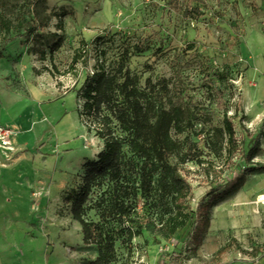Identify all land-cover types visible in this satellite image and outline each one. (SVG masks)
<instances>
[{
	"label": "rangeland",
	"instance_id": "374dc122",
	"mask_svg": "<svg viewBox=\"0 0 264 264\" xmlns=\"http://www.w3.org/2000/svg\"><path fill=\"white\" fill-rule=\"evenodd\" d=\"M179 1L183 6L197 4ZM201 8L204 14L195 19L171 0H0V16L13 23L11 30L0 32V104L29 100V107L17 113L30 122L33 143L45 154L40 167L51 171L50 178L40 176L44 181L31 187L30 213L22 209L16 217L8 205L0 213V264H21L22 255L33 258V264H83L94 255L95 246L83 242L80 223L63 197L82 183L86 163L104 148L94 124L89 126L80 114L83 98L77 96L101 49L117 57L126 45H143L144 51L129 60L142 83L148 77L169 78L171 94L198 104L200 112L211 105L217 125H222L225 108L237 113L233 121L240 150L246 152L251 138L259 137L262 150L252 161L264 163V0H204ZM42 23L37 33H24L26 27ZM84 42L92 48L88 65L79 61L71 66ZM216 69L227 70L229 78H214ZM210 80L224 90V106H216ZM44 109L52 110L51 119L44 118ZM0 124L8 125L14 136L6 120ZM203 125L197 121L192 130L172 131L181 147L171 160L181 164L192 185L194 211L209 200L217 183L227 184L247 164L241 151L228 159L226 142L219 153L213 151ZM188 139L196 145L185 155ZM124 149L132 155L129 145ZM4 152L2 157L10 160ZM261 195L264 171L249 174L238 191L211 207V226L200 245L194 241V223L169 238L144 230L134 238L130 264H170L173 252L181 264H263ZM89 215L94 217V211ZM25 233L30 242L22 245ZM121 253L124 260L126 251Z\"/></svg>",
	"mask_w": 264,
	"mask_h": 264
},
{
	"label": "trees",
	"instance_id": "16d2710c",
	"mask_svg": "<svg viewBox=\"0 0 264 264\" xmlns=\"http://www.w3.org/2000/svg\"><path fill=\"white\" fill-rule=\"evenodd\" d=\"M183 14L199 18L204 14V0H190L197 4L183 6L171 0ZM45 24H33L24 29L28 35L37 33ZM12 21L0 16V32L9 31ZM61 39L53 47H58ZM92 48L83 43L73 56L71 66L81 61L86 67ZM144 51L140 43L126 45L117 57H108L101 49L98 58L87 74L77 96L83 98L80 114L89 126L94 124L96 134L104 139V148L97 158L85 165L82 183L66 192L63 202L70 204L73 217L82 226L83 242L97 250L95 258L84 264H130L134 254V238L144 230L169 238L188 223H194V241L200 245L211 226L210 209L217 201L238 191L249 174L264 171V163L253 158L262 150L259 137L251 138V146L240 150L233 119L224 109L222 125L212 123L215 109L200 112L199 105L186 102L183 96L171 94L169 78L142 83L138 73L129 66L132 54ZM227 70L216 69L213 77L219 81L229 78ZM211 94L217 96V107L224 106V90L210 80ZM215 102V101H213ZM84 118V119H85ZM202 121L201 131L206 132L211 149L217 153L227 143L229 158L241 151L247 164L227 184L217 183L209 200L199 203L194 211L190 203L192 185L179 162L172 156L181 147L172 131L182 133L192 130ZM211 123L207 128L206 124ZM191 153L196 145L188 139ZM129 145L131 156L124 147ZM94 211V217H90ZM154 242L159 239L154 237ZM126 251L122 259L121 250ZM226 247L220 249L224 251ZM168 262L181 264L176 253Z\"/></svg>",
	"mask_w": 264,
	"mask_h": 264
},
{
	"label": "crops",
	"instance_id": "0c3cea01",
	"mask_svg": "<svg viewBox=\"0 0 264 264\" xmlns=\"http://www.w3.org/2000/svg\"><path fill=\"white\" fill-rule=\"evenodd\" d=\"M1 101V99H0ZM25 107H29V100L22 99L18 102H11L8 107L4 104H0V120H6L13 129L14 136L12 143L15 146L13 151H8L11 155V159L6 161L1 153L5 154L3 149L0 150V213L5 211L7 205L9 206V213L19 217L22 214V209L30 213L32 210L31 202V187L34 184L37 186L40 176L51 177V171L46 170L45 165L41 166L44 159V152L42 149L38 151L33 143V132L30 129V122L27 119H23L21 114L17 112ZM59 108V106H57ZM61 111V110H60ZM17 113V114H16ZM5 115V117H3ZM44 118H52V110L44 109ZM32 136V137H31ZM46 150V149H45ZM44 181V180H41ZM42 191H40L41 193ZM81 225V224H80ZM79 228L82 230V226ZM13 238L16 237L13 232ZM83 235V234H82ZM29 237L24 234L21 239V244L26 245ZM14 242H18L14 240ZM4 243L0 241V250L3 249ZM97 255V250H94V255L90 258L93 259ZM21 264H33L36 261L33 258L22 257L18 259ZM52 264V263H50ZM84 264V263H83Z\"/></svg>",
	"mask_w": 264,
	"mask_h": 264
},
{
	"label": "built area",
	"instance_id": "2783aa9c",
	"mask_svg": "<svg viewBox=\"0 0 264 264\" xmlns=\"http://www.w3.org/2000/svg\"><path fill=\"white\" fill-rule=\"evenodd\" d=\"M12 135L13 130L8 125L0 124V148L3 151H13L15 149L11 140Z\"/></svg>",
	"mask_w": 264,
	"mask_h": 264
},
{
	"label": "bare ground",
	"instance_id": "6f19581e",
	"mask_svg": "<svg viewBox=\"0 0 264 264\" xmlns=\"http://www.w3.org/2000/svg\"><path fill=\"white\" fill-rule=\"evenodd\" d=\"M68 121H65L64 124H63V128L67 125ZM259 200H264V195H261L259 197Z\"/></svg>",
	"mask_w": 264,
	"mask_h": 264
}]
</instances>
